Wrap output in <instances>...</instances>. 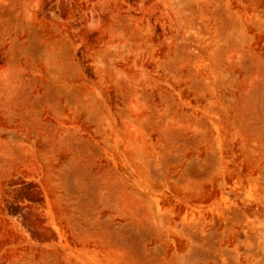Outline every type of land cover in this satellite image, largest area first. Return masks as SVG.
<instances>
[{"label":"rangeland","instance_id":"1","mask_svg":"<svg viewBox=\"0 0 264 264\" xmlns=\"http://www.w3.org/2000/svg\"><path fill=\"white\" fill-rule=\"evenodd\" d=\"M0 264H264V0H0Z\"/></svg>","mask_w":264,"mask_h":264}]
</instances>
